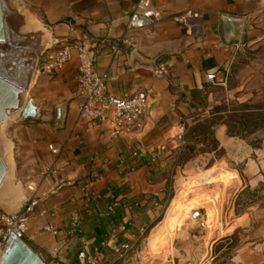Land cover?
<instances>
[{
    "label": "crops",
    "instance_id": "obj_1",
    "mask_svg": "<svg viewBox=\"0 0 264 264\" xmlns=\"http://www.w3.org/2000/svg\"><path fill=\"white\" fill-rule=\"evenodd\" d=\"M11 1L38 19L46 33L45 52L38 58L33 81L23 89L25 100L31 99L39 109V118L8 120L4 141L15 179L25 187L26 197H18L17 210L27 215L29 244L47 264H78L79 250L99 246L120 224L126 230L117 242L134 243L159 217L176 191L178 177L189 171L196 156L208 155L221 163L224 154L238 155L237 139L227 135L223 124L211 126L215 149L196 150L181 165L177 159L183 148L172 149V141L181 128L211 118L205 89L222 79L220 68L228 51L264 38V0H151L163 18L132 30H126V23L138 0ZM186 11L191 12L186 21L173 19ZM63 40L88 44L95 68L113 77L107 93L148 94L149 106L139 127L112 135L106 122L79 116L83 98L76 92V55L58 71L43 69L46 56ZM159 66L166 72L156 73ZM210 73L215 74L213 81L207 80ZM58 107L64 119L55 126ZM201 146L202 142L196 144ZM131 147L141 148V156L132 158ZM230 172L235 192L264 182L262 174L241 177L235 168ZM45 223L55 225L59 234L43 233ZM208 233L201 232L195 246L185 243L187 247L178 250L185 259L175 264L186 259L207 264L206 256L212 264H264V209L249 204L211 238ZM227 250L230 255L217 263ZM110 251L100 249L98 264H109Z\"/></svg>",
    "mask_w": 264,
    "mask_h": 264
},
{
    "label": "rangeland",
    "instance_id": "obj_2",
    "mask_svg": "<svg viewBox=\"0 0 264 264\" xmlns=\"http://www.w3.org/2000/svg\"><path fill=\"white\" fill-rule=\"evenodd\" d=\"M45 46L46 33L40 21L11 0H2V4L0 0V74L18 86H29ZM220 71L222 79L205 89L210 97L208 111L212 115H228L232 130L241 133V136H232L237 139L238 155L235 152L224 154L221 163L208 155L196 156L186 168L189 171L178 177L176 191L162 207L159 217L143 231L133 247L121 258L111 251L106 252L109 264L181 262L185 258L178 255V250L187 247V242L195 246L205 229L211 238L215 229L220 230L234 214L245 212L249 204L264 209V182L253 189L247 187L237 192L230 185L231 168H235L241 177L264 175V38L252 44L233 46ZM24 90L20 94L23 101L27 95ZM241 104H248V108L245 110ZM237 114H248L249 122L242 129L232 122ZM14 117L21 119L18 113L12 114L0 126V141L5 146L4 125ZM23 189L24 185L15 179V165L13 170L7 168L0 186V214L17 210ZM195 210L199 212V221L189 215ZM230 252L225 251L217 263L226 259ZM205 259L207 264L213 263L208 256Z\"/></svg>",
    "mask_w": 264,
    "mask_h": 264
},
{
    "label": "built area",
    "instance_id": "obj_3",
    "mask_svg": "<svg viewBox=\"0 0 264 264\" xmlns=\"http://www.w3.org/2000/svg\"><path fill=\"white\" fill-rule=\"evenodd\" d=\"M191 15L190 11L173 16L177 22L186 21ZM163 18V11L151 0H138L134 9L128 15L126 30L141 29L154 25ZM125 41V39H124ZM116 50V46H114ZM74 55L78 59L76 92L83 98V102L78 107L79 116L90 121L106 122L110 129V134L132 132L142 123V118L149 106V96L145 91L139 90L122 96H114L107 93V83L113 79L106 72L95 68L93 55L89 51L88 44L82 41H60L57 49L46 56L43 69L52 72L60 70L63 65ZM156 73H165V67L159 66ZM214 73L207 75V80L213 81ZM187 128L183 127L175 135L172 141V149L181 150L185 144V134ZM52 152L56 149L49 145ZM162 149L165 148L163 144ZM132 158H138L142 154L139 147L129 148ZM154 157L152 156V160ZM28 191L34 188L26 185ZM77 223V217L73 219V224ZM40 230L52 236L59 234V229L52 223H45ZM126 230L125 224H120L111 230L106 240L99 246H94L91 250L84 247L77 253L78 264H98L100 249L109 248L118 258L133 247V243L117 242L118 235ZM28 217L21 210L14 212H2L0 214V248L4 243V237L10 233L23 239L28 244L31 241L29 235ZM75 229H70L72 233ZM30 245V244H29Z\"/></svg>",
    "mask_w": 264,
    "mask_h": 264
},
{
    "label": "water",
    "instance_id": "obj_4",
    "mask_svg": "<svg viewBox=\"0 0 264 264\" xmlns=\"http://www.w3.org/2000/svg\"><path fill=\"white\" fill-rule=\"evenodd\" d=\"M18 92V87H15L8 79L0 75V124L8 116L15 113H18L23 120H36L39 118V109L32 103V100H19ZM63 119V108L58 107L55 126H58ZM5 175L6 169L0 158V184ZM189 215L196 221H199L198 211H191ZM0 264H47V262L27 242L10 233L4 237V243L0 248ZM181 264H193V262L192 259H186Z\"/></svg>",
    "mask_w": 264,
    "mask_h": 264
},
{
    "label": "trees",
    "instance_id": "obj_5",
    "mask_svg": "<svg viewBox=\"0 0 264 264\" xmlns=\"http://www.w3.org/2000/svg\"><path fill=\"white\" fill-rule=\"evenodd\" d=\"M247 106L248 104H241V107H243L244 109H247ZM247 112L251 113V111ZM247 115L244 116V114H237L236 119L232 120V122L235 123L240 129H242L249 122V118ZM228 117V115L220 116L213 114L210 119H207L203 122H196L193 125L189 126L187 129V133L185 134V144L183 146L181 154L178 156L177 164L181 165L185 161L190 159L195 154L196 150H211L217 147V141L213 137V131L211 128V126L215 124L225 125L226 133L228 136H241L240 132L232 130L233 126L227 120ZM254 130H251V132ZM192 139L194 140V142H191ZM198 141L203 143V148L200 149L196 147Z\"/></svg>",
    "mask_w": 264,
    "mask_h": 264
},
{
    "label": "bare ground",
    "instance_id": "obj_6",
    "mask_svg": "<svg viewBox=\"0 0 264 264\" xmlns=\"http://www.w3.org/2000/svg\"><path fill=\"white\" fill-rule=\"evenodd\" d=\"M1 4H2V0H1ZM3 77L8 79L15 87L19 88V92H18L17 95H18L19 100H21L20 99V94H21V90L24 89V88L22 86H18L17 84H15V82L13 80H10L9 77H5V76H3ZM26 85H28V84H26ZM1 124H2V122H1ZM1 124H0V126H1ZM9 151L10 150H8L7 146H5L4 143H1V141H0V158H1V161H2V163H3V165H4L5 169H6V174H7V168H11L12 167V160H11V155H10ZM5 177H6V175H5ZM5 177H4V179H5ZM2 182H1V184H2ZM1 184H0V186H1ZM177 201L178 200H176V204H177ZM177 205H179V204H177Z\"/></svg>",
    "mask_w": 264,
    "mask_h": 264
}]
</instances>
